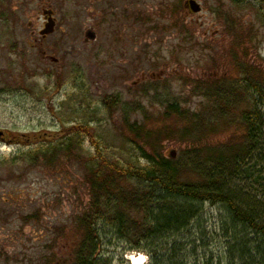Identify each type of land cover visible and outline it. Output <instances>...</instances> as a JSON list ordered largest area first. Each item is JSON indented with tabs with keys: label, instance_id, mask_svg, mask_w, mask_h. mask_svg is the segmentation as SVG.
Here are the masks:
<instances>
[{
	"label": "rangeland",
	"instance_id": "1",
	"mask_svg": "<svg viewBox=\"0 0 264 264\" xmlns=\"http://www.w3.org/2000/svg\"><path fill=\"white\" fill-rule=\"evenodd\" d=\"M96 1L109 13L97 12L89 0H0V131L7 141L13 133L28 137L0 139V264H55L51 253L60 258L65 242L75 239L73 220L90 201L84 164H16L21 154L84 124L95 128L109 156L119 158L127 155L125 105L140 107L131 120H148L153 129L178 126L182 122L165 114L163 99L177 96L196 108L203 98L195 85L210 75L238 78L242 62L264 72V0H196L198 13L190 11L188 0ZM48 6L57 26L44 38ZM89 31H96V40H88ZM79 139L81 151L92 156L95 146L87 135ZM162 142L165 154L178 157L187 147L175 138ZM220 214L206 206L209 238L198 243L200 249L217 250L216 241L226 242ZM175 243L186 246L181 237ZM129 247L108 236L107 261L121 264L139 252Z\"/></svg>",
	"mask_w": 264,
	"mask_h": 264
},
{
	"label": "trees",
	"instance_id": "2",
	"mask_svg": "<svg viewBox=\"0 0 264 264\" xmlns=\"http://www.w3.org/2000/svg\"><path fill=\"white\" fill-rule=\"evenodd\" d=\"M237 65L238 78L213 74L195 85L203 98L196 108L177 96L163 99L165 114L182 125L153 129L148 120H131L140 107H122L127 155L109 156L95 128L84 124L20 155L16 164L66 159L85 166L89 206L73 220L75 239L63 240L60 258L51 253L55 264H110L104 248L110 235L130 245L126 251L145 252L152 264H201L200 258L202 264H264V72ZM13 134L6 142L28 138ZM82 134L95 146L92 156L81 151ZM173 138L187 145L180 157L163 152L162 141ZM207 205L220 209L227 238L216 241L217 250L198 247L209 238ZM176 237L186 240L183 249Z\"/></svg>",
	"mask_w": 264,
	"mask_h": 264
},
{
	"label": "flooded vegetation",
	"instance_id": "3",
	"mask_svg": "<svg viewBox=\"0 0 264 264\" xmlns=\"http://www.w3.org/2000/svg\"><path fill=\"white\" fill-rule=\"evenodd\" d=\"M47 1V0H46ZM92 4H97V1L96 0H89ZM101 1V0H100ZM49 7V6H48ZM43 8V12H44V26L45 25H47L50 21H54V23L56 24V26H57V18H56V15H55V11L53 10V9H51V7H49V8ZM96 7H97V12H101V13H106V14H108L109 12H108V10H107V7H103L102 5H101V2L100 3H98L97 5H96ZM105 19H106V16H105ZM92 30H94L93 28H91ZM94 32H96V31H89V33H88V36L89 35H92V36H95V37H97V35L94 33ZM45 37H47V36H44V38ZM97 39V38H96ZM88 40H91V41H93V39L90 37ZM6 135V134H5ZM5 135H4V137H1V138H3V139H5ZM6 140V139H5Z\"/></svg>",
	"mask_w": 264,
	"mask_h": 264
},
{
	"label": "water",
	"instance_id": "4",
	"mask_svg": "<svg viewBox=\"0 0 264 264\" xmlns=\"http://www.w3.org/2000/svg\"><path fill=\"white\" fill-rule=\"evenodd\" d=\"M187 6L188 8L191 9L192 12L194 13H198L201 11V6L200 4L195 1V0H190L187 2ZM55 30V23L54 21H50L47 26H46V29L42 32V34L46 35V34H50L52 32H54ZM89 37L95 39L96 37L95 36H92V35H89ZM3 135V132H0V136ZM171 156L172 157H176V153L174 151L171 152Z\"/></svg>",
	"mask_w": 264,
	"mask_h": 264
},
{
	"label": "bare ground",
	"instance_id": "5",
	"mask_svg": "<svg viewBox=\"0 0 264 264\" xmlns=\"http://www.w3.org/2000/svg\"><path fill=\"white\" fill-rule=\"evenodd\" d=\"M132 264H146V257L143 253L132 254L128 256Z\"/></svg>",
	"mask_w": 264,
	"mask_h": 264
}]
</instances>
